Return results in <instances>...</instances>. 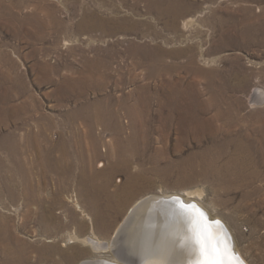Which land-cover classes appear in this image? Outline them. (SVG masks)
Here are the masks:
<instances>
[{"label":"rangeland","instance_id":"rangeland-1","mask_svg":"<svg viewBox=\"0 0 264 264\" xmlns=\"http://www.w3.org/2000/svg\"><path fill=\"white\" fill-rule=\"evenodd\" d=\"M0 52V264L123 262L189 190L264 264V0H0Z\"/></svg>","mask_w":264,"mask_h":264},{"label":"bare ground","instance_id":"bare-ground-1","mask_svg":"<svg viewBox=\"0 0 264 264\" xmlns=\"http://www.w3.org/2000/svg\"><path fill=\"white\" fill-rule=\"evenodd\" d=\"M193 20L194 18H190L186 20L184 24L189 26V23ZM198 192L196 190H189L187 197L183 195L180 196L188 203L194 201L211 219H215V221L219 220L224 223L220 218L210 215L207 208H204L198 199L191 198ZM157 198V196L150 195L137 201L136 205L129 209L128 215L124 221L121 222L120 228L116 231L114 240H112L113 242L111 241L116 245L119 244V239L116 238L119 232H122V229H125L123 236L127 234L129 230L132 233L129 237V254L119 256L123 262H118L119 260H106L98 257L83 259L79 264H146V262L152 261H163L165 264H191L195 259V253L194 250L184 247L186 225L183 217L179 214V205L162 203L159 201L160 199ZM148 199L150 200L145 202ZM225 226L227 234L234 240L235 250L239 252L240 250L237 247L234 235L226 224ZM218 231L224 230L219 227ZM91 244L95 249L105 247V243H102L101 240L95 241L91 239ZM239 253L248 264H250L244 254L242 252Z\"/></svg>","mask_w":264,"mask_h":264},{"label":"snow or ice","instance_id":"snow-or-ice-1","mask_svg":"<svg viewBox=\"0 0 264 264\" xmlns=\"http://www.w3.org/2000/svg\"><path fill=\"white\" fill-rule=\"evenodd\" d=\"M179 205V214L183 217L185 228L184 247L194 250L195 259L191 264H244L226 230L218 231L220 221L210 220L207 213L197 204L173 198ZM146 264H165L163 261Z\"/></svg>","mask_w":264,"mask_h":264},{"label":"water","instance_id":"water-1","mask_svg":"<svg viewBox=\"0 0 264 264\" xmlns=\"http://www.w3.org/2000/svg\"><path fill=\"white\" fill-rule=\"evenodd\" d=\"M158 198L157 199H160L159 201H161L162 203H170L171 205H173V204H175V203H173V198H177V199H179V200H181V201H183L185 204H188V202H186L184 199H183V197L182 196H180V195H173V196H167V197H164V196H157ZM152 199V198H151ZM150 199H148V200H146L145 202H147V201H149ZM189 203H195L194 201L193 202H189ZM177 205V204H176ZM178 206V205H177ZM209 219L210 220H214L215 221V219H211L210 217H209ZM217 221H219V220H217ZM221 222V228L223 229V230H226V226H225V224L222 222V221H220ZM122 232L120 233L119 232V234H118V237L116 238V239H119V241L121 240V237H123V232L125 231V229L123 230H121ZM226 232H227V230H226ZM230 243H232L233 245H234V248H235V244H234V240L230 237ZM236 251V250H235ZM237 252V251H236ZM238 254H239V257L243 260V262H244V264H248V262L241 256V254L239 253V252H237Z\"/></svg>","mask_w":264,"mask_h":264},{"label":"crops","instance_id":"crops-1","mask_svg":"<svg viewBox=\"0 0 264 264\" xmlns=\"http://www.w3.org/2000/svg\"><path fill=\"white\" fill-rule=\"evenodd\" d=\"M0 56H3V53L0 52ZM1 62H3V61H1ZM3 83H4V81L1 82L2 85H3ZM10 91H12V90L10 89ZM5 94H6V90L1 93L0 97L5 98Z\"/></svg>","mask_w":264,"mask_h":264}]
</instances>
